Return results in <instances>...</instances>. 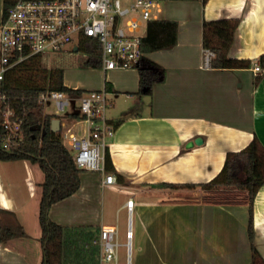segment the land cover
<instances>
[{"label": "crops", "instance_id": "0c3cea01", "mask_svg": "<svg viewBox=\"0 0 264 264\" xmlns=\"http://www.w3.org/2000/svg\"><path fill=\"white\" fill-rule=\"evenodd\" d=\"M2 9L0 0V20ZM157 16L177 22L178 34L172 48L145 53L165 69L164 81L152 87L151 95L138 94L137 68L63 71V84L70 89L108 93V173L119 186L103 187L104 174L82 171L78 189L51 204L48 215L69 228L116 224L118 236L122 228L126 238L125 204L132 198L134 264H251L248 192L202 184L220 172L227 153L243 149L255 135L264 145V75L255 85L264 73V0L170 1ZM221 19L237 20L228 56L249 60V67L204 65L202 24ZM254 63L262 73L254 72ZM71 109L53 118L58 130L71 126L77 108ZM44 180L37 163L0 160V223L25 233L0 243V264H42ZM253 228L264 260V185L254 198Z\"/></svg>", "mask_w": 264, "mask_h": 264}, {"label": "built area", "instance_id": "2783aa9c", "mask_svg": "<svg viewBox=\"0 0 264 264\" xmlns=\"http://www.w3.org/2000/svg\"><path fill=\"white\" fill-rule=\"evenodd\" d=\"M170 1L192 0H15L0 20V148L15 152L24 144L22 125L26 112L19 113L2 89L4 77L12 67L33 55L46 58L64 48L73 47L79 52L85 37L99 45L103 71L137 68L145 56L141 39L147 23L157 19L162 5ZM214 56L213 50L204 48V65L210 66ZM253 70L263 72L259 63H254ZM36 101L42 108L48 101L53 102L56 117L65 116L68 108H77L78 117L70 120L71 126L61 136L76 167L104 174L103 187L119 186L117 177L106 171L105 164L111 131L107 111L112 106L106 90L85 91L79 97L51 90L40 93ZM125 205L128 225L124 246L126 264H131L132 198ZM120 246L118 226H101L99 264H118Z\"/></svg>", "mask_w": 264, "mask_h": 264}, {"label": "trees", "instance_id": "16d2710c", "mask_svg": "<svg viewBox=\"0 0 264 264\" xmlns=\"http://www.w3.org/2000/svg\"><path fill=\"white\" fill-rule=\"evenodd\" d=\"M15 0H3V17ZM205 1V0H204ZM2 17V18H3ZM237 20L221 19L204 21L202 24V46L214 51L215 56L211 67L216 69L247 68L249 60L231 58L228 56L232 45ZM177 22L168 19H154L147 23L145 36L141 39V50L149 53L172 48L177 42ZM89 58L83 63L85 67H100L99 45L89 38H82L80 48ZM260 65L264 69V54L260 57ZM139 71L140 95H151L152 87L165 79V69L147 57H142L137 67ZM257 76L255 85L262 79ZM3 91L12 98V104L19 113L26 112L22 131L24 144L20 150L7 152L0 148V160L28 159L37 163L45 175L42 183V197L39 206V224L42 235L40 242L43 250L42 264H49V255L53 244L60 247L61 260L58 264H71L69 233H77L79 240L85 243H96L97 250L90 249L89 257H78V264H91L94 255L99 252V229L95 227L69 228L53 222L49 215L51 204L72 195L79 187L78 169L68 148L64 145L59 131L52 129L54 115H44L40 119L35 111L41 110L37 97L42 92L51 90L64 91L72 97H79L81 90H73L63 84L61 68L47 69L42 64L40 55H33L12 67L5 75L2 83ZM73 117H78L74 115ZM106 171L112 169L108 164L106 154ZM160 186L175 188L178 185L162 183ZM264 185V145L255 135L246 147L226 155L220 172L210 181L202 184L204 188L218 187L246 190L249 196V222L247 227L251 248V264H264L254 243L253 202L256 193ZM187 187H193L187 184ZM21 227L10 229L0 223V243L15 236L24 235ZM75 239V236H74Z\"/></svg>", "mask_w": 264, "mask_h": 264}, {"label": "rangeland", "instance_id": "374dc122", "mask_svg": "<svg viewBox=\"0 0 264 264\" xmlns=\"http://www.w3.org/2000/svg\"><path fill=\"white\" fill-rule=\"evenodd\" d=\"M69 50H65V48L59 52V53H52L50 55H47L46 58H42V64L45 68L51 69V68H61L63 71L66 69H73V68H88L83 65V63L88 59V54L82 50L79 52L73 51V47L68 48ZM69 87V86H68ZM55 107L53 102L48 101L45 103L43 108L41 110L35 111L36 114L40 119H43L44 115H54L55 114ZM73 111V109L68 108L65 111L66 113H69ZM53 118H59L61 117H53ZM63 118V117H62ZM68 120L67 117H64ZM63 118V119H64ZM59 131L60 136H62V130ZM66 144V142H63ZM125 232L122 230V228H119V236L118 240L120 243L126 242L125 238ZM77 233H69L68 236L70 238V249L72 250V256L69 258V263L71 264H78L77 259L78 257L82 258V256H86V258L89 257V254L87 253L90 249L97 250L96 243H85L81 240H79L76 236ZM75 236V239H74ZM60 247L55 244H53V247H51L50 255H49V264H58V261L61 260V252ZM99 252L94 255V261L91 264H99V257H100V249H98ZM136 250V238L132 241V254H131V264H134V252ZM105 264H112V262H108ZM118 264H126V249L125 246L119 247V255H118Z\"/></svg>", "mask_w": 264, "mask_h": 264}, {"label": "water", "instance_id": "95a60500", "mask_svg": "<svg viewBox=\"0 0 264 264\" xmlns=\"http://www.w3.org/2000/svg\"><path fill=\"white\" fill-rule=\"evenodd\" d=\"M76 50V48H74ZM52 129L53 130H58L59 129V121L58 120H52Z\"/></svg>", "mask_w": 264, "mask_h": 264}]
</instances>
